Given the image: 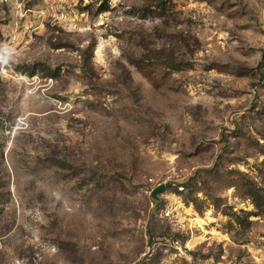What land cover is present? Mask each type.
<instances>
[{
    "label": "rangeland",
    "instance_id": "374dc122",
    "mask_svg": "<svg viewBox=\"0 0 264 264\" xmlns=\"http://www.w3.org/2000/svg\"><path fill=\"white\" fill-rule=\"evenodd\" d=\"M102 4L0 7V264H264V0Z\"/></svg>",
    "mask_w": 264,
    "mask_h": 264
},
{
    "label": "built area",
    "instance_id": "2783aa9c",
    "mask_svg": "<svg viewBox=\"0 0 264 264\" xmlns=\"http://www.w3.org/2000/svg\"><path fill=\"white\" fill-rule=\"evenodd\" d=\"M29 1L31 0H0V7H8L13 11L15 10L17 14H20L21 17H23L25 16L27 11L26 3H28ZM51 1L54 2L56 0H51ZM64 1H69V0H64ZM84 16L85 13L76 16L62 15L61 17L58 16L57 20L62 26H67L69 29L74 31H80L85 29V27L81 25V21ZM17 36L18 35L16 34V32L13 31L12 33H10L8 37V41L10 43H12V41H16Z\"/></svg>",
    "mask_w": 264,
    "mask_h": 264
},
{
    "label": "trees",
    "instance_id": "16d2710c",
    "mask_svg": "<svg viewBox=\"0 0 264 264\" xmlns=\"http://www.w3.org/2000/svg\"><path fill=\"white\" fill-rule=\"evenodd\" d=\"M106 7H107V0H103V4L102 6L100 7V10H106ZM35 70H33L31 73H34ZM249 195L252 197L253 199V203L254 205L256 206V208H258L259 210H263L264 209V194H262L260 192L259 189H257L256 187H250L249 188ZM233 214H236V213H231V215ZM258 214V213H257ZM244 221H247L248 223H250V219H249V216L246 217L244 219ZM237 223L239 224H243L241 221H237Z\"/></svg>",
    "mask_w": 264,
    "mask_h": 264
},
{
    "label": "water",
    "instance_id": "95a60500",
    "mask_svg": "<svg viewBox=\"0 0 264 264\" xmlns=\"http://www.w3.org/2000/svg\"><path fill=\"white\" fill-rule=\"evenodd\" d=\"M164 187H165V185H161L160 187H158L157 189H155V190L153 191V194H156V193L161 192V191L164 189Z\"/></svg>",
    "mask_w": 264,
    "mask_h": 264
},
{
    "label": "bare ground",
    "instance_id": "6f19581e",
    "mask_svg": "<svg viewBox=\"0 0 264 264\" xmlns=\"http://www.w3.org/2000/svg\"><path fill=\"white\" fill-rule=\"evenodd\" d=\"M198 221H200V220H198ZM202 221V220H201Z\"/></svg>",
    "mask_w": 264,
    "mask_h": 264
}]
</instances>
